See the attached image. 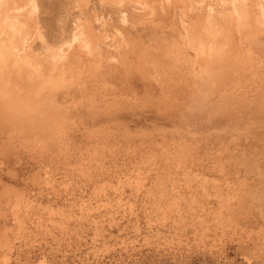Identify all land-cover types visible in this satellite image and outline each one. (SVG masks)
Segmentation results:
<instances>
[{"label": "rangeland", "instance_id": "374dc122", "mask_svg": "<svg viewBox=\"0 0 264 264\" xmlns=\"http://www.w3.org/2000/svg\"><path fill=\"white\" fill-rule=\"evenodd\" d=\"M0 108V264H264V0H0Z\"/></svg>", "mask_w": 264, "mask_h": 264}, {"label": "bare ground", "instance_id": "6f19581e", "mask_svg": "<svg viewBox=\"0 0 264 264\" xmlns=\"http://www.w3.org/2000/svg\"><path fill=\"white\" fill-rule=\"evenodd\" d=\"M237 6H239V9H238V10L242 9V12H243V10H245L244 7H242V6H244V5L241 6V5L239 4V5H237ZM246 6H248V5H246ZM254 6H255V5H254ZM241 7H242V8H241ZM248 7H249V6H248ZM253 8H254V7H253ZM235 10H236V9H235ZM244 12H247V10H245ZM238 13H239V12H238ZM241 14H242V13H241ZM244 14H245V13H244ZM247 14H248V12H247ZM48 17H49V16H48ZM239 17H240V16H239ZM225 18H226V17H225ZM225 18H224V19H225ZM229 18H230V17H229ZM45 19H47V18H45ZM211 19H212V18H211ZM233 19H234V18H233ZM235 19H236V18H235ZM216 21H217V20H216ZM218 21H219V20H218ZM219 22H220V21H219ZM222 22H223V21H222ZM242 22H243V21H242ZM242 22H241V23H242ZM223 23H224V22H223ZM223 23L221 24V26H222V25H223V26H226V25L223 24ZM232 24H233V23H232ZM219 26H220V25H219ZM240 26H241V25H240ZM49 27H50V25H49ZM64 27H65V26H64ZM54 28H55V27H54ZM230 30H231V29H230ZM56 36H57V35H56ZM1 107H2V106H1ZM3 107H4V106H3ZM0 109H1V108H0ZM5 110H6V109H5ZM67 163H68V162H67ZM11 173H12V172H11ZM14 174H15V173H14ZM16 174H17V173H16ZM47 181H48V180H47ZM8 202H9V201H8ZM27 203H28V202H27ZM16 206H17V205H16ZM19 206H20V205H19ZM14 208H16V207H14ZM0 210H1V209H0ZM15 211H16V210H15ZM49 211H50V210H49ZM84 211H85V210H84ZM3 212H4V211H3ZM18 212H19V211H18ZM21 212H22V211H21ZM30 212H31V211H30ZM91 212H92V211H91ZM6 213H7V212H6ZM88 213H89V212H88ZM2 214H3V213H2ZM14 214H15V213H14ZM51 214H52V213H51ZM51 214H50V215H51ZM5 216H6V215H5ZM15 217H17V216H15ZM21 217H22V216H21ZM5 218H6V217H5ZM5 218H4V219H5ZM17 218H18V217H17ZM50 218H52V217H50ZM13 220H14V219H13ZM19 220H20V219H19ZM19 220H18V221H19ZM25 220H26V219H25ZM16 221H17V220H16ZM21 221H22V220H21ZM21 221H20V222H21ZM61 225H62V224H61ZM63 225H64V224H63ZM67 228H68V227H67ZM29 230H30V229H29ZM5 231H6V230H5ZM5 231H4V233H5ZM19 231H20V230H19ZM15 232H16V231H15ZM17 232H18V231H17ZM17 232H16V234H17ZM63 234H64V233H63ZM56 235H57V234H56ZM5 236H6V233H5ZM15 236H16V235H15ZM2 237H3V236H2ZM23 237H24V236H23ZM5 238H6V237H5ZM20 238H22V237H20ZM7 239H8V238H7ZM7 239H5V240H7ZM16 240H17V239H16ZM26 240H27V239H26ZM32 240H33V239H32ZM61 240H62V239H61ZM10 241H11V240H10ZM10 241H9V242H10ZM53 241H54V240H53ZM2 242H3V241H2ZM0 243H1V240H0ZM46 243H47V242H46ZM5 244H6V242H5ZM10 244H12V243H10ZM75 244H76V243H75ZM7 245H9V244H7ZM40 245H41V244H40ZM2 246H3V245H2ZM38 247H39V246H38ZM10 248H11V246H10ZM10 250H11V249H10ZM12 250H13V247H12ZM40 251H41V250H40ZM44 251H45V250H44ZM6 252H7V251H6ZM25 252H26V251H25ZM66 252H67V251H66ZM103 252H104V251H103ZM74 254H75V253H74ZM46 255H47V254H46ZM79 257H80V256H79ZM73 259H74V258H73ZM19 260H20V259H19ZM42 261H43V260H42ZM42 261H41V262H42ZM23 262H24V261H23ZM45 262H46V261H45ZM20 264H21V263H20ZM43 264H44V263H43ZM71 264H72V263H71Z\"/></svg>", "mask_w": 264, "mask_h": 264}]
</instances>
